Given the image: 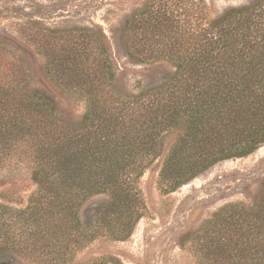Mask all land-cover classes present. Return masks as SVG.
<instances>
[{
    "label": "trees",
    "instance_id": "trees-1",
    "mask_svg": "<svg viewBox=\"0 0 264 264\" xmlns=\"http://www.w3.org/2000/svg\"><path fill=\"white\" fill-rule=\"evenodd\" d=\"M207 11L206 0H149L125 18L111 38L117 53L159 66L153 82L130 90L102 30H46L36 47L45 76L82 101L78 119L0 72V172L22 167L35 185L24 208L0 204V260L48 248L56 255L34 264H64L102 238L126 241L144 216L138 181L156 161L170 194L264 146V0L213 19ZM193 235L206 241L196 264H264V183L249 205L224 206ZM86 264L123 263L106 255Z\"/></svg>",
    "mask_w": 264,
    "mask_h": 264
},
{
    "label": "rangeland",
    "instance_id": "rangeland-1",
    "mask_svg": "<svg viewBox=\"0 0 264 264\" xmlns=\"http://www.w3.org/2000/svg\"><path fill=\"white\" fill-rule=\"evenodd\" d=\"M148 1L0 0V72L22 77L30 89L53 100L64 115L78 119L84 112L82 101L62 96L45 76V60L36 48L42 34H46V30L73 27L99 28L110 39L116 76L121 86L130 90L138 81L153 82L159 66L131 64L117 53L111 38L121 37L125 18ZM248 1L206 0L208 18L213 19L227 8ZM161 167L162 159L138 181L145 211L132 236L123 242L97 240L77 252H69L64 264H86L106 255L117 256L123 264H196L206 241L196 239L193 234L224 206L249 205L261 190L264 146L248 157L218 164L170 194L159 189ZM2 180L6 184L0 187V204L12 209L24 208L35 191L29 172L22 167L3 169ZM188 235H192L189 240ZM17 236L20 237L19 232ZM47 251L48 248H41L33 256L30 251L17 250L15 254L3 256L0 264H34L46 255L51 260L56 254H47Z\"/></svg>",
    "mask_w": 264,
    "mask_h": 264
}]
</instances>
